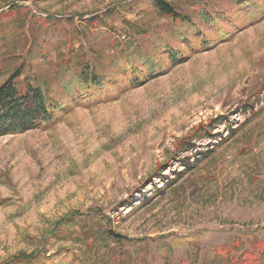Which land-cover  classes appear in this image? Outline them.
I'll return each instance as SVG.
<instances>
[{
	"label": "rangeland",
	"instance_id": "obj_1",
	"mask_svg": "<svg viewBox=\"0 0 264 264\" xmlns=\"http://www.w3.org/2000/svg\"><path fill=\"white\" fill-rule=\"evenodd\" d=\"M162 1L178 16L0 0V85L57 105L0 136V264H234L264 243V0Z\"/></svg>",
	"mask_w": 264,
	"mask_h": 264
},
{
	"label": "trees",
	"instance_id": "obj_2",
	"mask_svg": "<svg viewBox=\"0 0 264 264\" xmlns=\"http://www.w3.org/2000/svg\"><path fill=\"white\" fill-rule=\"evenodd\" d=\"M156 9L170 17L178 14L170 4L162 0H154ZM18 73L11 74L0 85V136L22 133L29 129L41 128L55 122L57 105L49 98L39 85L31 83L18 84ZM93 83V82H92ZM198 133H203L198 130ZM253 244V243H252ZM254 247L240 254L234 264H255L259 255H264V243H256ZM226 254L225 249L221 250ZM258 252V254H257ZM225 257H228L225 255ZM30 257H26L29 259ZM15 260L14 262H12ZM5 264H14L13 259Z\"/></svg>",
	"mask_w": 264,
	"mask_h": 264
}]
</instances>
